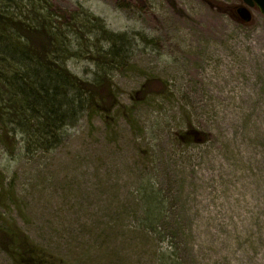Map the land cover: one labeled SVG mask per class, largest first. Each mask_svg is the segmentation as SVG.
I'll return each instance as SVG.
<instances>
[{"label":"rangeland","instance_id":"374dc122","mask_svg":"<svg viewBox=\"0 0 264 264\" xmlns=\"http://www.w3.org/2000/svg\"><path fill=\"white\" fill-rule=\"evenodd\" d=\"M50 1L124 36L130 67L108 121L82 116L49 151L0 131L2 224L57 264H264L260 10L246 23L243 0ZM68 66L95 78L87 58ZM145 191L164 207L155 224ZM0 264H17L1 246Z\"/></svg>","mask_w":264,"mask_h":264},{"label":"trees","instance_id":"16d2710c","mask_svg":"<svg viewBox=\"0 0 264 264\" xmlns=\"http://www.w3.org/2000/svg\"><path fill=\"white\" fill-rule=\"evenodd\" d=\"M54 9L50 0H0V131L18 130L27 152L59 145L63 130L82 116L103 114L107 122L119 107L114 75L130 67L124 36L83 10ZM76 58L95 65L93 81L70 70ZM144 193V216L155 224L164 207L155 193ZM2 220L0 246L17 264H57L17 224L6 228Z\"/></svg>","mask_w":264,"mask_h":264},{"label":"water","instance_id":"95a60500","mask_svg":"<svg viewBox=\"0 0 264 264\" xmlns=\"http://www.w3.org/2000/svg\"><path fill=\"white\" fill-rule=\"evenodd\" d=\"M243 2L247 7H241L237 12L244 22L249 23L252 20V13L250 9H254L256 7L264 16V0H243Z\"/></svg>","mask_w":264,"mask_h":264},{"label":"bare ground","instance_id":"6f19581e","mask_svg":"<svg viewBox=\"0 0 264 264\" xmlns=\"http://www.w3.org/2000/svg\"><path fill=\"white\" fill-rule=\"evenodd\" d=\"M256 114H259V115L256 116V119L251 121L252 127L255 126L258 128H264V117H263L264 116V108L262 110L256 112Z\"/></svg>","mask_w":264,"mask_h":264}]
</instances>
